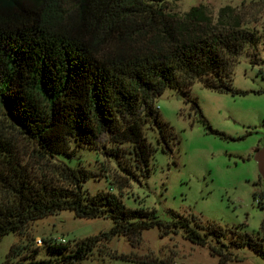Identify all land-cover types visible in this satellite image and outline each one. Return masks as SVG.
Segmentation results:
<instances>
[{
  "label": "trees",
  "instance_id": "obj_1",
  "mask_svg": "<svg viewBox=\"0 0 264 264\" xmlns=\"http://www.w3.org/2000/svg\"><path fill=\"white\" fill-rule=\"evenodd\" d=\"M14 1L0 5V122L47 165L33 168L0 130V241L62 211L80 219H110L113 225L73 247L42 241L40 249L49 256L44 260L33 250L23 261H12L11 249L5 264H79L102 241L133 242L154 228L164 235L184 230L198 246L211 238L221 247L213 250L217 256L223 249L248 248L264 260V221L257 236L235 229L226 245V231L219 227L209 226L202 235L176 214L162 223L154 211L126 208L112 189L90 196L84 184L91 173L57 161L72 158L78 148L96 149L107 135L113 145L128 149L131 163L119 161L120 171L131 181L149 176L155 150L144 126L153 123L160 133L168 128L156 113V99L168 89L188 96L195 82L216 93L245 95L234 89L233 71L259 41L257 31L244 26L229 6L213 24L201 6L181 21L167 20L161 6L178 0ZM229 260L227 253L222 262Z\"/></svg>",
  "mask_w": 264,
  "mask_h": 264
},
{
  "label": "rangeland",
  "instance_id": "obj_2",
  "mask_svg": "<svg viewBox=\"0 0 264 264\" xmlns=\"http://www.w3.org/2000/svg\"><path fill=\"white\" fill-rule=\"evenodd\" d=\"M14 3L0 0V5ZM200 6L213 24L220 9L229 6L244 26L257 31L259 41L239 57L233 71V87L245 95L216 93L200 82L193 84L188 96L166 90L156 99L155 109L168 128L160 133L153 123L144 126V135L155 151L149 176L144 173L137 181L118 169L119 161L130 165L128 149L113 145L107 135L99 139L96 149L78 148L72 158L58 156L57 161L91 173L84 184L90 196L112 189L126 208L154 211L162 223H171L176 214L202 235L209 226L219 227L226 231L223 243L228 245L232 231L257 236L264 221V210L254 200L264 198V0H178L161 8L167 20L178 22ZM0 130L13 138L33 168L47 165L31 144L2 122ZM111 154L122 159L111 158ZM112 225L110 219H80L62 211L30 223L20 235L4 237L0 264L6 263L11 249L15 255L12 261H23L33 250L39 252L37 260L48 259L38 240L64 239L73 247L107 233ZM220 249L211 238L205 246H198L185 238L184 230L164 235L162 229L154 228L143 231L133 242L125 237L102 241L79 264H264L248 248L223 249L222 255H214L213 250ZM227 253L231 260L223 263Z\"/></svg>",
  "mask_w": 264,
  "mask_h": 264
},
{
  "label": "built area",
  "instance_id": "obj_3",
  "mask_svg": "<svg viewBox=\"0 0 264 264\" xmlns=\"http://www.w3.org/2000/svg\"><path fill=\"white\" fill-rule=\"evenodd\" d=\"M255 200L258 203V206H260L262 208V210H264V198L259 197L258 200L257 199H255ZM41 242L42 241L38 240L37 244H40ZM57 242L60 244H66L64 239L57 240Z\"/></svg>",
  "mask_w": 264,
  "mask_h": 264
}]
</instances>
